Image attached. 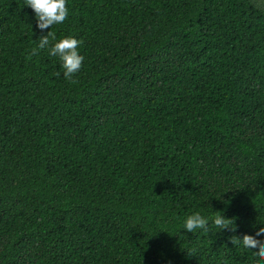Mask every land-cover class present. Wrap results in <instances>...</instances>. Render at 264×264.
<instances>
[{"label": "trees", "instance_id": "obj_1", "mask_svg": "<svg viewBox=\"0 0 264 264\" xmlns=\"http://www.w3.org/2000/svg\"><path fill=\"white\" fill-rule=\"evenodd\" d=\"M67 7L41 32L0 0V264H264L229 240L264 227V0ZM50 30L74 82L29 56Z\"/></svg>", "mask_w": 264, "mask_h": 264}, {"label": "clouds", "instance_id": "obj_2", "mask_svg": "<svg viewBox=\"0 0 264 264\" xmlns=\"http://www.w3.org/2000/svg\"><path fill=\"white\" fill-rule=\"evenodd\" d=\"M25 6L34 11L36 27L41 32L51 28L54 24H62L68 18L67 0H25ZM38 40L39 44L31 50L29 56L37 55L39 49L47 48L50 56L59 58L64 70V77L74 82L73 76L80 71L84 61V56L78 52L82 41L72 36H65L57 40L56 33L51 30L46 35H41ZM212 222L220 230L230 229L232 232H236L234 219L224 217L221 212H216ZM208 223V218L196 212L186 217L183 229L193 234L196 233L197 229L207 232ZM256 237H264V227L260 228L255 236L243 234L241 238L233 235L229 237V240L233 246L242 245L246 249H254V254L259 258V261H264V240Z\"/></svg>", "mask_w": 264, "mask_h": 264}]
</instances>
